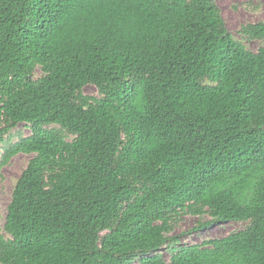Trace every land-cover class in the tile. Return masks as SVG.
Returning a JSON list of instances; mask_svg holds the SVG:
<instances>
[{
  "label": "trees",
  "instance_id": "16d2710c",
  "mask_svg": "<svg viewBox=\"0 0 264 264\" xmlns=\"http://www.w3.org/2000/svg\"><path fill=\"white\" fill-rule=\"evenodd\" d=\"M239 34L214 0H0V168L31 156L0 264H264V24ZM185 215L245 227L183 245Z\"/></svg>",
  "mask_w": 264,
  "mask_h": 264
},
{
  "label": "rangeland",
  "instance_id": "374dc122",
  "mask_svg": "<svg viewBox=\"0 0 264 264\" xmlns=\"http://www.w3.org/2000/svg\"><path fill=\"white\" fill-rule=\"evenodd\" d=\"M218 6L221 17L225 23V27L232 34L236 41H239L246 50L256 52L260 47V42L256 40H248L239 34L241 27L249 24H264V0H214ZM41 75L39 70L36 71V77ZM86 96L96 97L97 91L93 86H86L83 89ZM16 141L18 135L27 136L29 131L23 125H19L14 130ZM31 156L17 155L13 157L9 163L0 168V224H4L7 213V207L10 203L11 192L14 184L20 174L27 165ZM209 217L203 218L185 215L180 222L174 227L173 234L180 235V242L183 245L200 244L204 240L221 239L230 233L242 230L245 225L238 223L214 224L211 227L194 231L193 227L197 223L208 222ZM167 257V256H166Z\"/></svg>",
  "mask_w": 264,
  "mask_h": 264
}]
</instances>
